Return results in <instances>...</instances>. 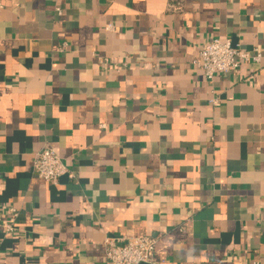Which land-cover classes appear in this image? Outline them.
<instances>
[{
    "label": "crops",
    "instance_id": "obj_1",
    "mask_svg": "<svg viewBox=\"0 0 264 264\" xmlns=\"http://www.w3.org/2000/svg\"><path fill=\"white\" fill-rule=\"evenodd\" d=\"M213 38L264 53V0H0V264L137 234L161 264H264V60L209 81ZM44 146L72 177L34 174Z\"/></svg>",
    "mask_w": 264,
    "mask_h": 264
},
{
    "label": "built area",
    "instance_id": "obj_2",
    "mask_svg": "<svg viewBox=\"0 0 264 264\" xmlns=\"http://www.w3.org/2000/svg\"><path fill=\"white\" fill-rule=\"evenodd\" d=\"M56 12L58 15L63 13L60 7L56 8ZM107 30H114L113 23L107 25ZM66 47L67 43H64L61 50ZM263 60L264 53L258 47L247 50L233 45L230 39L213 38L199 49L192 65L202 70L205 78L211 81L218 75L236 73L243 64H260ZM124 67L126 63L115 65L117 71ZM210 102L220 105L217 96L212 97ZM33 171L35 175L54 185H58L65 175L73 176L57 150L50 146H44L35 153ZM19 217L20 212L16 207H8V216L0 222V226L6 233H15ZM104 247L106 259L110 264H161L164 261L158 238L148 234L106 237ZM253 264L260 262L256 260Z\"/></svg>",
    "mask_w": 264,
    "mask_h": 264
}]
</instances>
